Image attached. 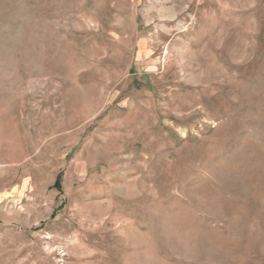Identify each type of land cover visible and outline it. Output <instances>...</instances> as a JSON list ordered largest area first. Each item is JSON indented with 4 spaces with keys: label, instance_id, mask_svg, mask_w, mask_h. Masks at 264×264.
I'll return each mask as SVG.
<instances>
[{
    "label": "rangeland",
    "instance_id": "rangeland-1",
    "mask_svg": "<svg viewBox=\"0 0 264 264\" xmlns=\"http://www.w3.org/2000/svg\"><path fill=\"white\" fill-rule=\"evenodd\" d=\"M0 264H264V0H0Z\"/></svg>",
    "mask_w": 264,
    "mask_h": 264
}]
</instances>
